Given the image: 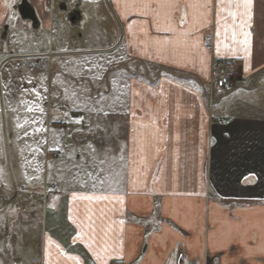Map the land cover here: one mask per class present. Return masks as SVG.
Masks as SVG:
<instances>
[{
	"label": "crops",
	"instance_id": "obj_1",
	"mask_svg": "<svg viewBox=\"0 0 264 264\" xmlns=\"http://www.w3.org/2000/svg\"><path fill=\"white\" fill-rule=\"evenodd\" d=\"M18 1L0 0L8 47L10 33L34 30ZM28 1L49 46L60 48L69 23L81 32L115 26L121 38L105 48L102 77L86 51L70 61L64 50L45 54L48 140L59 146L45 161L59 162L39 183L27 173V188L0 171V264H100L97 253L105 264H264V0H253L244 29L250 55L237 42L243 9L237 41L231 28L218 38L215 0ZM226 57L240 59L242 79L211 105L204 85ZM67 62L87 69L66 71ZM107 72L106 87L93 89Z\"/></svg>",
	"mask_w": 264,
	"mask_h": 264
},
{
	"label": "rangeland",
	"instance_id": "obj_2",
	"mask_svg": "<svg viewBox=\"0 0 264 264\" xmlns=\"http://www.w3.org/2000/svg\"><path fill=\"white\" fill-rule=\"evenodd\" d=\"M68 25V30L57 35V41L61 45L60 48L56 45L49 46L47 30L41 31L39 37H36L39 32L37 33L36 30L31 29L22 33L12 32L10 33L11 37H9L11 47L4 51L1 50V47L4 48V46L1 45L2 41H0V157L2 159L0 171H3L4 178L9 181L15 178L16 185L20 184L16 179L20 180L19 177L25 178L27 173L34 174V182H41L44 171L54 169L59 162L54 158L48 162L45 161V152L59 147L57 143L48 140L50 134H52V126L46 125L43 104L45 101L46 75L48 73L42 71L30 72L23 62L24 58L17 56L47 54L52 51L64 50V52H69L64 58L66 61H70L74 57L78 58L76 55H81L73 54L74 52L83 50L88 53L87 59L90 60L89 66L92 69L90 73L101 76L102 72L99 68L105 62V48L113 44L114 40L118 41L121 38L120 29L118 30L115 26H112L114 27L113 31L100 33L94 31L81 32L82 25L80 26L78 23H69ZM103 30H105L104 25ZM50 34L53 37L56 36V33ZM105 35L108 36L105 37ZM8 43L9 41L6 42L7 46H9ZM10 54L15 57L2 64L4 57ZM45 58L47 65L50 67L49 56L46 55ZM137 67H139L138 64ZM65 68L66 71L80 72L87 69V63L80 62L73 65L67 62ZM151 68L147 65L146 75L152 78L154 74L150 71ZM108 73H105L102 79L97 78L95 82L92 81L91 87L98 91L106 87V74L109 75ZM15 74H17V78H15ZM70 83L67 81L68 85ZM204 92L206 100H208V82L204 85ZM219 94L220 91L216 92V95ZM29 113L33 117L34 125L32 128L28 126ZM24 184L25 187L29 186L26 178ZM22 193H18V200H20Z\"/></svg>",
	"mask_w": 264,
	"mask_h": 264
},
{
	"label": "built area",
	"instance_id": "obj_3",
	"mask_svg": "<svg viewBox=\"0 0 264 264\" xmlns=\"http://www.w3.org/2000/svg\"><path fill=\"white\" fill-rule=\"evenodd\" d=\"M1 45L7 46L6 42L1 40ZM26 68L30 72L34 71H48L47 60L43 55H35L32 57H27L24 59ZM242 79L241 73V61L235 57H226L216 59L211 65V77L208 81L209 83V92H208V101L212 105L221 98V93L227 88L237 87L238 83ZM249 85H253V82L250 81ZM220 91L219 95H216V92ZM60 155L59 151H50V157H58ZM55 183L44 184L41 187L42 199H46L48 188H55ZM21 187L20 189H23ZM114 264H121L120 262H115Z\"/></svg>",
	"mask_w": 264,
	"mask_h": 264
},
{
	"label": "snow or ice",
	"instance_id": "obj_4",
	"mask_svg": "<svg viewBox=\"0 0 264 264\" xmlns=\"http://www.w3.org/2000/svg\"><path fill=\"white\" fill-rule=\"evenodd\" d=\"M168 3H174V0H167ZM208 0H204L205 7L207 6ZM253 0H215V16H216V25L217 32L216 35L219 38L221 35V29H223L225 35L229 31V29H233L232 31V40L237 41V34L235 32V21L240 9H243L242 13H239L242 17L240 19L239 27L240 34L243 36L242 41H237L238 43L243 45V49L246 55L251 54V36L252 33L250 31H245V28L251 27V8H252ZM235 9L236 11H233ZM227 13V16H225ZM228 18L233 20V24H228ZM217 45L219 46V39L217 40ZM84 199H93V197H84ZM95 199L106 200L108 197H96ZM51 243V242H50ZM59 247V245H57ZM103 251H106L104 249ZM97 257L100 260V264H105V258L97 253ZM75 259V257H73Z\"/></svg>",
	"mask_w": 264,
	"mask_h": 264
},
{
	"label": "water",
	"instance_id": "obj_5",
	"mask_svg": "<svg viewBox=\"0 0 264 264\" xmlns=\"http://www.w3.org/2000/svg\"><path fill=\"white\" fill-rule=\"evenodd\" d=\"M15 8L19 14V16L24 19L31 22V27L34 30H37L39 27V18L36 14V11L34 7L29 3L28 0H19L17 4L15 5ZM68 19L70 21H74L77 13L72 12L70 15H68Z\"/></svg>",
	"mask_w": 264,
	"mask_h": 264
},
{
	"label": "flooded vegetation",
	"instance_id": "obj_6",
	"mask_svg": "<svg viewBox=\"0 0 264 264\" xmlns=\"http://www.w3.org/2000/svg\"><path fill=\"white\" fill-rule=\"evenodd\" d=\"M72 12H75V13H76V10H72V11H70L68 14L70 15Z\"/></svg>",
	"mask_w": 264,
	"mask_h": 264
}]
</instances>
